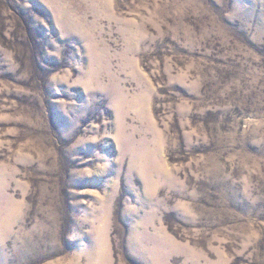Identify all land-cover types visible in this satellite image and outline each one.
<instances>
[{
    "label": "rangeland",
    "instance_id": "1",
    "mask_svg": "<svg viewBox=\"0 0 264 264\" xmlns=\"http://www.w3.org/2000/svg\"><path fill=\"white\" fill-rule=\"evenodd\" d=\"M0 264H264V0H0Z\"/></svg>",
    "mask_w": 264,
    "mask_h": 264
}]
</instances>
